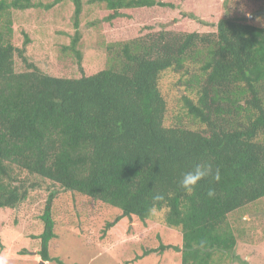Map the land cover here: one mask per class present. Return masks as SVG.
<instances>
[{"label": "trees", "instance_id": "obj_1", "mask_svg": "<svg viewBox=\"0 0 264 264\" xmlns=\"http://www.w3.org/2000/svg\"><path fill=\"white\" fill-rule=\"evenodd\" d=\"M37 1L0 0V209L24 202L35 178L118 209L106 230L122 219H151L155 203L165 209L163 225L179 232L181 244L160 243L141 257L170 250L180 255V264L234 262L236 237L227 217L264 198V27L225 14L213 32H176L183 19L206 24L196 15L183 17L182 3L170 0H68L75 28L83 1L104 4L106 68L91 76L55 77L28 61L26 36L20 48L12 43V11L37 8ZM164 10L173 14L171 24L115 37L116 20L130 14L158 18ZM79 41L75 31L64 49L82 71ZM15 57L25 66L21 72ZM167 72L188 77L178 85L186 92L179 98L180 124L167 125L160 90ZM197 164L219 169L220 180L206 176L188 195L180 181ZM156 195L164 199L156 202ZM51 201L37 255L62 264L49 257L55 238Z\"/></svg>", "mask_w": 264, "mask_h": 264}, {"label": "rangeland", "instance_id": "obj_2", "mask_svg": "<svg viewBox=\"0 0 264 264\" xmlns=\"http://www.w3.org/2000/svg\"><path fill=\"white\" fill-rule=\"evenodd\" d=\"M55 1L38 0L37 8L12 11L14 46L20 48L26 36L28 61L55 77L91 76L106 68L104 48L110 38L105 36L109 28L102 21L106 11L104 4L83 1L78 28H75L73 3L61 0L52 5ZM170 1L182 3L183 12H186L183 17L196 15L206 24L203 26L196 22L195 26L192 21L183 19L176 32H213L214 25L225 14L241 22L264 27V0ZM49 5L51 7L47 9ZM134 16L130 14V18L114 22L120 30L115 37L127 39L130 34L138 35L140 28L162 22L168 24L174 18L167 10L162 11L158 18L152 15L153 19L152 16L144 19L140 15ZM170 27L174 28V25ZM75 31L80 34L76 49L81 53L82 71H79L73 53L64 49L69 47ZM15 65L16 71L24 70L25 66L17 57ZM186 79L188 77L172 72L163 74L161 78L160 90L167 100V125L180 124L179 121L185 120L179 119L184 113L183 102L179 98L186 92L178 85ZM34 181L36 187L24 202L15 209H0V255L7 257L8 264H56L43 263L37 255L38 236L43 230L42 219L50 196L49 214L55 235L48 245L50 258H56L62 264H180V255L170 250L141 257L144 250L155 249L160 243L181 244L179 232L165 227L162 217L145 221L122 219L106 230V223L112 222L120 213L118 209L74 195L46 180L35 178ZM227 221L236 237L233 252L236 260L231 264H264V198L235 210L228 215Z\"/></svg>", "mask_w": 264, "mask_h": 264}, {"label": "clouds", "instance_id": "obj_3", "mask_svg": "<svg viewBox=\"0 0 264 264\" xmlns=\"http://www.w3.org/2000/svg\"><path fill=\"white\" fill-rule=\"evenodd\" d=\"M206 176H211L216 182L220 180V172L219 169H216L213 172L211 166H202L197 164L194 167L193 171L187 172L183 175V178L180 181V187L188 194L191 195L197 186V184L204 179ZM210 198L215 195L214 191L209 190L207 194ZM154 201L159 202L164 199L161 195H156L153 197ZM148 213L151 217L159 218L165 214V209L161 206L158 207L157 204H153L151 208H149ZM45 263V262H43ZM0 264H8V259L6 256L0 255Z\"/></svg>", "mask_w": 264, "mask_h": 264}]
</instances>
